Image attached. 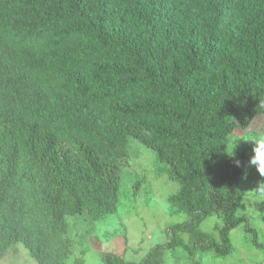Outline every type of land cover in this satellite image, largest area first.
Returning <instances> with one entry per match:
<instances>
[{"label": "trees", "instance_id": "1", "mask_svg": "<svg viewBox=\"0 0 264 264\" xmlns=\"http://www.w3.org/2000/svg\"><path fill=\"white\" fill-rule=\"evenodd\" d=\"M261 117L264 0H0V261L22 244L37 264H85L77 243L117 214L132 140L190 218L139 264L229 253L245 219L227 141ZM208 217L222 243L181 238Z\"/></svg>", "mask_w": 264, "mask_h": 264}, {"label": "rangeland", "instance_id": "2", "mask_svg": "<svg viewBox=\"0 0 264 264\" xmlns=\"http://www.w3.org/2000/svg\"><path fill=\"white\" fill-rule=\"evenodd\" d=\"M257 121L260 127L256 132L232 136L227 141L228 150L242 170L239 188L244 193L237 216L245 220L230 233L232 250L230 248V252L224 255L203 254L196 261L188 258L185 251L177 249L167 252L165 264H264V173L250 162L257 151H264V145L258 143L264 137V117ZM73 152L85 161L87 152L79 145H74ZM180 192L181 186L169 178L166 167L158 162L154 152L132 140L129 163L121 183L118 212L102 219L98 231L88 236L83 245L77 243L78 256L85 264H103V256L109 253L132 264L141 263L151 249L171 242V226L189 222V216L180 213L176 207ZM221 225L218 217H208L181 238L189 243L193 235H205L222 243L218 231ZM255 237L259 246L254 243ZM74 260L70 263L76 264ZM0 264L37 262L22 244H18Z\"/></svg>", "mask_w": 264, "mask_h": 264}, {"label": "clouds", "instance_id": "3", "mask_svg": "<svg viewBox=\"0 0 264 264\" xmlns=\"http://www.w3.org/2000/svg\"><path fill=\"white\" fill-rule=\"evenodd\" d=\"M258 143L264 145V137H261ZM250 162L257 165L259 172L264 173V151H257Z\"/></svg>", "mask_w": 264, "mask_h": 264}, {"label": "crops", "instance_id": "4", "mask_svg": "<svg viewBox=\"0 0 264 264\" xmlns=\"http://www.w3.org/2000/svg\"><path fill=\"white\" fill-rule=\"evenodd\" d=\"M5 259H6V258H5ZM3 260H4V259H3ZM3 260H2V261H3ZM0 262H1V261H0Z\"/></svg>", "mask_w": 264, "mask_h": 264}]
</instances>
